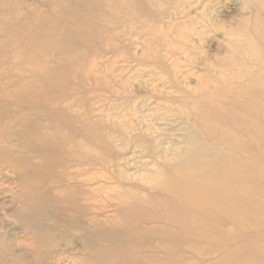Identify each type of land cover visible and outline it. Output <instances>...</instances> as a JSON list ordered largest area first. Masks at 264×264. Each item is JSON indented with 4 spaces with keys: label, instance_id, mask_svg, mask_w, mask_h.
Here are the masks:
<instances>
[{
    "label": "rangeland",
    "instance_id": "1",
    "mask_svg": "<svg viewBox=\"0 0 264 264\" xmlns=\"http://www.w3.org/2000/svg\"><path fill=\"white\" fill-rule=\"evenodd\" d=\"M0 264H264V9L0 0Z\"/></svg>",
    "mask_w": 264,
    "mask_h": 264
},
{
    "label": "bare ground",
    "instance_id": "2",
    "mask_svg": "<svg viewBox=\"0 0 264 264\" xmlns=\"http://www.w3.org/2000/svg\"><path fill=\"white\" fill-rule=\"evenodd\" d=\"M242 4L244 6H246L247 8H253L254 13H259V11H261L262 9H264V0H241ZM251 6V7H250ZM210 9V8H209ZM198 32L200 33V35L202 34V30H198ZM189 133H191V131L189 130ZM173 182L171 183H167V185H165L163 182H161L160 180H157V183L159 185H162L163 187H165L166 190H168L169 192H172L174 194H179L181 188L179 182L177 180H172ZM204 190V189H203ZM203 192H199L198 194L196 193L195 195L191 196L188 198L189 201H192L193 199H196V197L198 195H203L205 194Z\"/></svg>",
    "mask_w": 264,
    "mask_h": 264
}]
</instances>
